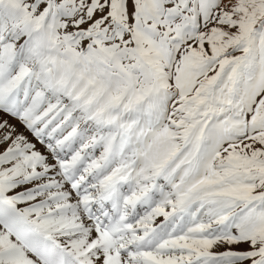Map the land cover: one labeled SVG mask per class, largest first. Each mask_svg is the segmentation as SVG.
<instances>
[{"label":"snow or ice","instance_id":"6c2138e0","mask_svg":"<svg viewBox=\"0 0 264 264\" xmlns=\"http://www.w3.org/2000/svg\"><path fill=\"white\" fill-rule=\"evenodd\" d=\"M0 264H264V0H0Z\"/></svg>","mask_w":264,"mask_h":264}]
</instances>
